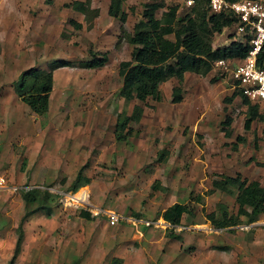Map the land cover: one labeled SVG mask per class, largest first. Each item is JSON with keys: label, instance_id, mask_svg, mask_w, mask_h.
<instances>
[{"label": "rangeland", "instance_id": "obj_1", "mask_svg": "<svg viewBox=\"0 0 264 264\" xmlns=\"http://www.w3.org/2000/svg\"><path fill=\"white\" fill-rule=\"evenodd\" d=\"M75 1L88 2L0 0V264H264V213L214 224L238 213L237 187L214 182L239 176L264 186V121L245 128L248 107L241 95L228 100L233 83L217 68L186 73L182 102L173 100L176 78L157 99L126 101L120 64L132 60L128 39L152 0L126 1L125 23L109 14L111 0H90L87 17ZM157 2L158 18L181 7ZM231 34L215 35L214 47ZM104 56V66L88 67ZM31 69L54 73L45 116L17 93ZM137 105L141 121L119 140V116ZM176 203L192 209L180 226L162 217Z\"/></svg>", "mask_w": 264, "mask_h": 264}, {"label": "trees", "instance_id": "obj_2", "mask_svg": "<svg viewBox=\"0 0 264 264\" xmlns=\"http://www.w3.org/2000/svg\"><path fill=\"white\" fill-rule=\"evenodd\" d=\"M126 1L128 0H111L109 7V14L114 18H119L122 23H125L128 18L123 8ZM90 2V0L87 3L86 1H75L73 7L87 17V13L90 12L88 6L91 5ZM144 7L143 19L134 26L133 34L128 39L133 46L132 60L122 62L119 69V74L123 77L120 95L126 101L136 99L146 102L149 98L157 99L161 93V86L172 78H176L179 85L173 88V100L176 103L182 102V84L186 73L206 76L214 69L217 61L222 59L242 61L249 54L251 38L248 35L240 37L232 34L229 45L214 47V36L232 28L237 23V18L234 14L212 12L206 0H196L194 6L184 13H181L179 4L169 6L159 18L157 12L165 8L164 4L152 0ZM92 12L96 15L98 10ZM72 23L78 28L82 27L79 23L74 21ZM259 59H264V51ZM106 62L107 57L105 56L100 59L95 57L88 63V67H102ZM30 76H35L37 81L31 84ZM53 87V71L31 69L24 72L17 81L18 96L39 116H45L49 111ZM240 95L243 103L248 107L245 128L249 130L255 120L264 121V113L260 112L263 104L251 103L238 90H235L228 100L231 102ZM143 114V108L137 105L134 107L132 116H126L124 119L119 116L116 127L117 138L122 140L125 135L129 136L131 130L129 133H124L129 129V124L140 122ZM231 121L232 119L228 118L224 124L230 125ZM89 181L90 179H86V183ZM80 184L79 175L75 190ZM231 184L237 187L238 213L236 216L226 214L223 221H216L214 224L219 228L237 226L240 216L249 217V223H253L254 213H264V186L259 181H247L239 176L226 177L224 183L214 182V187L226 190ZM30 199L27 198V200ZM248 208L252 210L251 213ZM191 213L192 209L189 204L176 203L165 210L162 217L167 224L180 226L185 216ZM81 214L84 218H91L90 212L83 211Z\"/></svg>", "mask_w": 264, "mask_h": 264}, {"label": "built area", "instance_id": "obj_3", "mask_svg": "<svg viewBox=\"0 0 264 264\" xmlns=\"http://www.w3.org/2000/svg\"><path fill=\"white\" fill-rule=\"evenodd\" d=\"M181 8L189 9L196 0H179ZM214 13L234 14L237 23L229 29L232 34L240 37L250 36L251 49L242 61H228L225 59L215 63L222 74L228 75L234 90H238L253 104H264V59L259 56L264 51V0H206ZM225 30V31H226ZM231 34V35H232ZM224 75V76H225ZM113 224L120 221V216L110 215Z\"/></svg>", "mask_w": 264, "mask_h": 264}]
</instances>
